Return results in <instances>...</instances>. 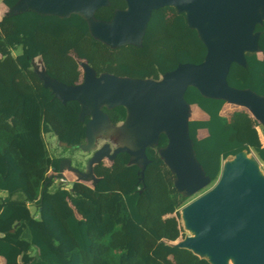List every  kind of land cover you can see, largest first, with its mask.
Instances as JSON below:
<instances>
[{
    "label": "trees",
    "instance_id": "16d2710c",
    "mask_svg": "<svg viewBox=\"0 0 264 264\" xmlns=\"http://www.w3.org/2000/svg\"><path fill=\"white\" fill-rule=\"evenodd\" d=\"M16 1L2 0L7 9ZM125 7L124 0H109L94 15L109 20L115 9ZM187 28L184 13L159 8L148 21L145 48H111L93 38L76 13L58 17L27 10L0 18V264H201L186 248H175L171 258L164 248L154 254L162 243L183 237L179 208L190 197L175 189L174 174L158 153L167 142L164 134L146 148L150 162L143 181L139 166L119 152L111 161L94 164V185L77 181L69 188L51 180L42 189L65 156L50 157L44 134L52 133L70 152L78 150L71 146L84 143L89 117L79 121V103L60 102L33 70L38 57L48 75L66 84L81 82V61L97 75L158 80L179 63L203 60L206 48L198 36L186 35ZM256 30L261 31V55L245 53V67L232 63L227 82L264 95V22ZM184 97L207 114L206 119L189 117L188 124L210 185L228 156L245 150L264 163L262 125L247 109L222 113L226 101L204 97L192 86ZM104 110L113 125L126 116L123 106ZM202 129L206 134L199 133ZM86 159L75 160L76 166L81 169Z\"/></svg>",
    "mask_w": 264,
    "mask_h": 264
},
{
    "label": "water",
    "instance_id": "95a60500",
    "mask_svg": "<svg viewBox=\"0 0 264 264\" xmlns=\"http://www.w3.org/2000/svg\"><path fill=\"white\" fill-rule=\"evenodd\" d=\"M125 8L115 9L109 20L98 19L94 13L107 6L109 0H17L6 12L12 16L27 10L43 15L67 17L81 15L91 36L111 48L131 44L141 46L152 11L173 7L184 13L187 27L196 30L206 53L200 63H179L158 79L132 78L103 72L99 75L85 61L80 62L82 81L66 84L37 69L43 87L60 102L79 103L78 119L85 122L84 143L72 148L92 150L84 170L72 167L70 159L62 158L55 178H63L65 166L78 180L98 182L94 164L113 160L126 152L129 162L139 166V180L150 160L146 148L155 146L161 134L167 138L158 149L160 157L174 174L175 189L191 196L210 184L198 161L189 135L190 105L184 94L189 86L208 98L223 99L239 105L264 128V95L248 88L228 84L227 74L232 63L245 67V53L260 52L261 31L256 25L264 22V0H124ZM123 106L124 120L118 124L129 144L110 147L104 142L96 146L97 135L114 127L103 107ZM245 150L228 156L234 162L221 165L214 186L182 209L185 226L194 231L177 246L198 255L209 256L213 264H225L228 257L235 264H264V175H260L253 159ZM223 161L221 164H223ZM52 177V176H51ZM44 181L42 189L51 179ZM68 186H73L70 181ZM40 216V214H38ZM13 231V229H11Z\"/></svg>",
    "mask_w": 264,
    "mask_h": 264
},
{
    "label": "rangeland",
    "instance_id": "374dc122",
    "mask_svg": "<svg viewBox=\"0 0 264 264\" xmlns=\"http://www.w3.org/2000/svg\"><path fill=\"white\" fill-rule=\"evenodd\" d=\"M165 9H167V11L173 13V12H176L175 8L173 7H165ZM8 9H6L5 5L2 3V0H0V17L4 14H6ZM159 14V12H156L154 13V16H157ZM147 29V28H146ZM146 32V31H145ZM186 35L189 36L191 39H194L197 37V32L196 30L194 29H191V28H187L186 30ZM148 37H149V34L148 33H144L143 37H142V41H141V46L142 48H145L146 47V44H147V41H148ZM33 65L37 68V69H41L43 66H42V62L41 60L36 57L34 60H33ZM191 107V106H190ZM237 109H245L239 105H236V104H232V103H226L224 105V112L226 114H229L231 111L233 110H237ZM190 118H193L194 117V111L191 110L190 111ZM259 129V133H260V136H261V139H262V143L264 144V128L261 127H258ZM44 139H45V142H46V145L48 147V151H49V155L50 157L52 156H56V155H59V154H63L65 156H69V157H72L73 160H77V161H81L83 162L84 159H86L90 152V151H83L81 149H78V150H74L72 152L66 150L65 148H62L61 144L56 140L55 136L52 134V133H45L44 134ZM104 142H107L110 144V147H116L118 145H122V144H129V141H127L124 137V135L121 133L120 131V128H118V125L114 126V127H107L105 128L103 131H101L98 135H97V139H96V146L97 145H101L103 144ZM249 158L253 159L254 163L257 165L258 167V172L260 175H264V163L259 161L258 158L256 157V155L253 153V152H250L249 154H247ZM107 163V161H105ZM228 162H234V160H232L231 158L223 161V164H221L223 167H224V164L225 163H228ZM82 167V166H81ZM2 173V167L0 166V174ZM68 180H73L74 179V175L72 173H68ZM220 176V174H219ZM218 176V178H219ZM47 179V176L46 178ZM85 183L87 185H91V183L89 181H85ZM53 184H55V181L53 182ZM214 186V183L213 184H209L207 185L205 188L201 189L200 191H198L197 193L191 195L189 197V199L187 200V202L181 206L179 208V212H180V223H181V226H182V229H183V232H184V235L183 237H179L177 240L175 241H167V242H164L162 243V246L163 247H159L158 249H156L154 251V254H157L159 252V249L160 248H164L166 249L168 255H167V258H171V254L172 252L174 251L175 248H177V244L179 241L183 240L184 237L186 236H193L194 235V231L190 228L187 229V227L182 223V209L189 203H191L192 201L196 200L197 198L201 197L203 194H205L207 191H209L212 187ZM53 187V185H52ZM30 210L31 212H35V207L33 206H30ZM161 246V245H160ZM198 257L201 261V264H213L209 258V256H207L205 253H202V252H198ZM228 260V261H227ZM225 264H235L234 263V260L230 257H228V259H226V263Z\"/></svg>",
    "mask_w": 264,
    "mask_h": 264
},
{
    "label": "flooded vegetation",
    "instance_id": "af4514ba",
    "mask_svg": "<svg viewBox=\"0 0 264 264\" xmlns=\"http://www.w3.org/2000/svg\"><path fill=\"white\" fill-rule=\"evenodd\" d=\"M82 78H83V73H82ZM81 81H82V80H81ZM104 108H106V107H103V108H102L103 111L106 112V111L104 110ZM107 115H108V114H107ZM86 117H87V116H86ZM108 118H109V117H108ZM101 145H102V144H101ZM99 146H100V145H98V147H99ZM113 148H114V147H112V149H113ZM92 152H93V151L90 152V154H89V156L87 157V159L90 157V155H92ZM62 158H68V159H70V164H71V166L80 169L79 167L76 166V162L73 160L72 157H69V156H63V157H61V159H62ZM87 159L84 161V164H83V166L81 167L80 170H84V166H85V163H86ZM104 160H108V159H104ZM102 161H103V160H102ZM108 161H111V160H108ZM57 172H58V168H57L56 170L51 169L50 172L48 173L47 179L50 178V177L52 176L51 179H50L49 181L53 180V182L55 181L56 184H64V185L67 186V187H69L68 184H69L70 181H73V183H74V182H77V181H81V180H78L77 175H76L74 172L70 171L66 166H65L64 170L62 171V172H63V178H62V179H60V178H55V175H56ZM68 173H72V174L75 176L73 180H68V179H67V178H68V176H67ZM83 182H85V181H83ZM89 182L92 184V181H89ZM69 188H70V187H69Z\"/></svg>",
    "mask_w": 264,
    "mask_h": 264
},
{
    "label": "crops",
    "instance_id": "0c3cea01",
    "mask_svg": "<svg viewBox=\"0 0 264 264\" xmlns=\"http://www.w3.org/2000/svg\"><path fill=\"white\" fill-rule=\"evenodd\" d=\"M3 3V2H2ZM6 7V6H5ZM7 9V8H6ZM5 15V14H4ZM3 16V15H2ZM1 16V17H2ZM0 17V18H1ZM261 51V50H260ZM258 54H260L261 55V52H258ZM227 103V102H226ZM225 103V104H226ZM191 110H193L194 111V117H193V119H206L207 118V114L206 113H204V112H202L199 108H197V107H195V106H192V107H190V111ZM222 113H225L224 112V109H222ZM199 133L200 134H202V135H204V134H206V132L204 131V129H202V130H199ZM53 157V156H52ZM2 171H3V167H2Z\"/></svg>",
    "mask_w": 264,
    "mask_h": 264
},
{
    "label": "bare ground",
    "instance_id": "6f19581e",
    "mask_svg": "<svg viewBox=\"0 0 264 264\" xmlns=\"http://www.w3.org/2000/svg\"><path fill=\"white\" fill-rule=\"evenodd\" d=\"M181 219H182V220H181V221H182V223L185 225V223H186V220H185V218L182 216V217H181ZM187 229H188V228H187ZM230 258H232V257H230ZM232 259H233V258H232ZM233 260H234V259H233ZM227 261H228V260H227ZM234 263H235V262H234Z\"/></svg>",
    "mask_w": 264,
    "mask_h": 264
}]
</instances>
